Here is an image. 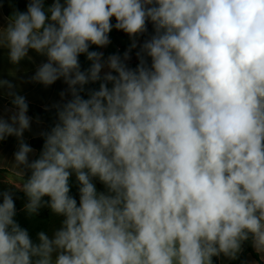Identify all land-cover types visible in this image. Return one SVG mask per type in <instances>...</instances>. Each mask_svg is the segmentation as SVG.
Masks as SVG:
<instances>
[{"label": "clouds", "instance_id": "1", "mask_svg": "<svg viewBox=\"0 0 264 264\" xmlns=\"http://www.w3.org/2000/svg\"><path fill=\"white\" fill-rule=\"evenodd\" d=\"M149 22L132 69L125 61ZM113 27L132 44L104 60L89 48L110 44ZM0 46L12 64L30 49L45 56L31 81L62 79L61 99L70 95L30 161L28 103L0 79L15 109L0 115V141L18 140L25 210L64 217L35 243L12 193L0 192V264H213L249 241L264 256V0H30L0 29Z\"/></svg>", "mask_w": 264, "mask_h": 264}, {"label": "crops", "instance_id": "2", "mask_svg": "<svg viewBox=\"0 0 264 264\" xmlns=\"http://www.w3.org/2000/svg\"><path fill=\"white\" fill-rule=\"evenodd\" d=\"M54 0H44V7L47 9L52 5ZM63 3V0H61ZM9 20L3 14V11L0 7V29H6L9 24ZM125 33L122 30L109 33L110 44L105 47H100L99 52L103 53V59L106 60L108 56L116 54L123 59L124 53L129 51V48L122 49L118 37L124 35ZM138 39V37H137ZM135 49H131L129 52L130 59L125 61V63H131L135 60ZM8 48L6 46H0V79L10 81L13 85V91L17 94L25 97L27 102L38 105L42 108H51L56 104H60L70 97L66 95L62 100L60 93L67 90V85L63 80H58L50 86H44L40 83L32 82L31 77L35 74L38 66L44 62H47V58L43 55L36 53L34 50H29L28 57L21 60L18 64H12L8 57ZM108 69L105 67L102 70L101 75L104 72H107ZM109 87L111 85L109 84ZM8 89H0V115H3L7 119L12 111L15 109L7 106V102L12 98L7 94ZM44 125L42 122L31 119L30 130H26L23 134L24 141H28L36 136H39L43 131ZM28 131V132H27ZM26 135V136H25ZM6 145V139L1 141ZM35 151L31 153L30 161L33 159ZM13 168V166H12ZM4 169V168H2ZM1 169V170H2ZM12 178H8L6 184L8 185L7 190L10 189L12 196L17 200L18 204V192L20 189L16 188L14 183H18L19 177L17 174ZM20 208L16 205V212ZM243 259L240 264H264V256L258 254L255 249L252 247L251 242H246V246L243 249ZM233 259H229L223 255L217 257V264H228Z\"/></svg>", "mask_w": 264, "mask_h": 264}, {"label": "rangeland", "instance_id": "3", "mask_svg": "<svg viewBox=\"0 0 264 264\" xmlns=\"http://www.w3.org/2000/svg\"><path fill=\"white\" fill-rule=\"evenodd\" d=\"M135 39L138 45L137 37ZM117 40L119 41L122 49H127L132 44V38H130L126 33L118 37ZM5 139V146L4 143L0 141V192H11L10 189L7 190L8 185L6 184V181L8 178L14 177L15 175L13 174H17L16 170L12 168V165L14 164V153L18 150V140L15 136H8ZM92 182L95 184L98 192H107L106 187L99 181L98 178H93ZM69 184L70 190L75 186H79L75 173L71 175ZM17 198H19L17 206L20 210L16 212L14 219L22 228L28 231L33 242H39L38 233L44 232L49 236V238H52L54 232L61 228L62 221L64 219L63 216L54 214L47 206L39 208L37 213L30 215L24 207L28 200L23 191L19 190ZM43 199L44 201H47L49 198L44 197ZM0 200H2V197H0ZM55 256L56 253H53V259H55Z\"/></svg>", "mask_w": 264, "mask_h": 264}, {"label": "trees", "instance_id": "4", "mask_svg": "<svg viewBox=\"0 0 264 264\" xmlns=\"http://www.w3.org/2000/svg\"><path fill=\"white\" fill-rule=\"evenodd\" d=\"M29 2H30V0H0V7H1L5 17L10 21L12 16L17 11L26 12L27 11V5H28ZM112 24L113 25L115 24V18L112 19ZM116 31H118V30L113 27L111 32H116ZM151 32H154V29H153L152 24L149 22L148 25H147V32L141 35L142 44L144 43V40L147 38V36ZM141 45H137V47L135 49V60L133 62H131V63H126L128 65V67H130L132 69H135L137 67L138 63H139V58L137 57V52L140 51V46ZM99 49H100V47H97L95 45H91L90 48H89V51H97V52H99ZM145 59H146L148 65L150 66L151 65V59L149 57H146V56H145ZM79 61H80V64H81V70H86V69H88L90 67L91 62L87 60L86 54H81L79 56ZM99 83L100 82L98 81L96 83H90V84L86 85L85 86V92L82 93L84 98H87V91L89 89L98 90L99 89ZM65 101H63L62 103H64ZM27 103H28V113H27V115L29 117H31V119L37 120V121H40V122L43 123L44 128H43L42 132L50 131V129L58 122V118H57L56 108L55 107L42 108V107H40L38 105H35L33 103H30V102H27ZM62 103H60V104H62ZM7 106H9L10 108L14 109V106L11 104V100L7 102ZM43 143H44V138H43V136H41V134L39 136L31 138L28 141V144L35 151L33 159H35V158H37L39 156V154H40V152L42 150V147H43ZM70 195L72 197H74L77 200V203L79 204V186H75L73 189H71L70 190ZM13 200L15 202V208H16L17 200H16L15 197H13ZM0 202H2V200H0ZM245 246H246V242L243 244V249L245 248ZM243 251L244 250H242V252L238 255L237 259H233L228 264H240L242 262V259H243V254H244ZM213 264H217V257H213Z\"/></svg>", "mask_w": 264, "mask_h": 264}, {"label": "water", "instance_id": "5", "mask_svg": "<svg viewBox=\"0 0 264 264\" xmlns=\"http://www.w3.org/2000/svg\"><path fill=\"white\" fill-rule=\"evenodd\" d=\"M154 34V32H151L148 36H147V38L145 39V40H147V39H150V37H151V35H153ZM144 40V41H145ZM142 44V40H141V35L138 37V45H141Z\"/></svg>", "mask_w": 264, "mask_h": 264}]
</instances>
